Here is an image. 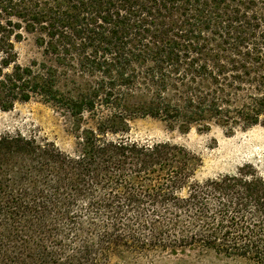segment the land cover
Returning <instances> with one entry per match:
<instances>
[{"label":"trees","instance_id":"obj_1","mask_svg":"<svg viewBox=\"0 0 264 264\" xmlns=\"http://www.w3.org/2000/svg\"><path fill=\"white\" fill-rule=\"evenodd\" d=\"M35 99L79 150L0 136V264H264V172L199 182V156L125 138L264 127V0H0V111Z\"/></svg>","mask_w":264,"mask_h":264},{"label":"rangeland","instance_id":"obj_2","mask_svg":"<svg viewBox=\"0 0 264 264\" xmlns=\"http://www.w3.org/2000/svg\"><path fill=\"white\" fill-rule=\"evenodd\" d=\"M15 48L18 62L23 66L41 59V51L30 35H25L15 44ZM16 133L52 142L68 154H75L79 150L80 131L76 130L73 120L66 113L38 99L16 103L8 112L0 111V136ZM125 138L143 144L168 142L199 156L202 166L195 175V180L199 182L234 174L245 164H253L259 172H264V127L226 136L218 127H212L208 132H200L193 127L184 133L159 120L137 118L130 122V131ZM192 256L196 258L195 254ZM219 260L205 255L198 257L196 264H219Z\"/></svg>","mask_w":264,"mask_h":264}]
</instances>
